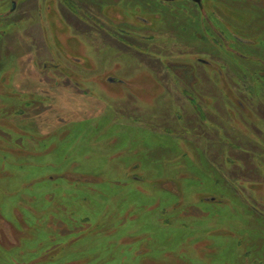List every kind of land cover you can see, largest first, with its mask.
Listing matches in <instances>:
<instances>
[{"label":"rangeland","instance_id":"374dc122","mask_svg":"<svg viewBox=\"0 0 264 264\" xmlns=\"http://www.w3.org/2000/svg\"><path fill=\"white\" fill-rule=\"evenodd\" d=\"M69 2L0 0V264H264V0Z\"/></svg>","mask_w":264,"mask_h":264},{"label":"flooded vegetation","instance_id":"af4514ba","mask_svg":"<svg viewBox=\"0 0 264 264\" xmlns=\"http://www.w3.org/2000/svg\"><path fill=\"white\" fill-rule=\"evenodd\" d=\"M69 1L70 0H62L63 4H65L66 6H70V2ZM14 5H15V3H14Z\"/></svg>","mask_w":264,"mask_h":264},{"label":"water","instance_id":"95a60500","mask_svg":"<svg viewBox=\"0 0 264 264\" xmlns=\"http://www.w3.org/2000/svg\"><path fill=\"white\" fill-rule=\"evenodd\" d=\"M194 1H195V2H198V3L200 2V0H194ZM13 7H14V4H13Z\"/></svg>","mask_w":264,"mask_h":264}]
</instances>
